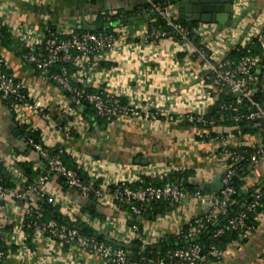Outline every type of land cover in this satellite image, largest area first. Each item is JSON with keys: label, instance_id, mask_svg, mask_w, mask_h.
Listing matches in <instances>:
<instances>
[{"label": "crops", "instance_id": "obj_1", "mask_svg": "<svg viewBox=\"0 0 264 264\" xmlns=\"http://www.w3.org/2000/svg\"><path fill=\"white\" fill-rule=\"evenodd\" d=\"M143 4L144 0H96L92 4L89 0H0V22L25 48L37 49L49 29L57 35L68 33L85 24H97L95 21L103 11H130ZM231 4L229 27L204 24L214 30L205 41V50L211 58L222 50L234 63L235 51L244 48L255 33L264 32V0H231ZM185 5L187 1L180 0L177 5L165 7L174 24L179 19L197 23V28L203 25L190 17L179 18ZM113 33L115 52L91 56V62H99L92 70L85 68L81 72L79 65H73L75 71L70 77L84 82L91 91L119 97L124 106L158 112V116L121 117L104 124L102 119L86 114L84 106L75 108V115L67 116L64 110L71 104L70 95L54 84L48 74L36 70L27 55H16L14 46L2 48L3 71L20 83L25 97V102L12 110L0 98V171L8 175L2 174L9 181L5 182L6 188L14 190L24 182H35L44 172L36 153H24L25 143L18 127H26L38 133L41 144L51 153L61 148L89 182L134 185L140 177L160 180L171 172L190 171L188 184L195 190L208 195L220 192L227 156L237 149L254 150L262 142V128L250 132L255 128L245 125L243 129L247 131L242 133L234 126L206 128L187 122L185 117L189 115L211 113L209 109L213 110L218 100L220 90L215 92L205 85L207 68L189 53V48L174 40H147L148 25L141 21L119 26ZM217 34L221 40L215 38ZM20 166L27 167L28 173ZM248 171L242 179L243 191L264 188V161L248 166ZM205 184H209V192L202 190ZM43 190L46 198L49 194L55 200L54 205L44 204L67 223L75 227L84 225L119 246L141 245L129 230V222H133L130 212L115 203L82 198L55 177ZM33 202L39 203L31 195L28 204L34 206ZM208 212L206 204L186 199L165 216L153 220L141 216L135 223L148 236L145 248L160 251L166 248L163 243L177 236L190 220ZM26 233L25 246H12L2 264H106L75 246L60 251L56 242L37 230ZM4 240L10 242L9 232ZM224 252L223 260L208 264H264V214L256 218L252 232L228 244Z\"/></svg>", "mask_w": 264, "mask_h": 264}, {"label": "built area", "instance_id": "obj_2", "mask_svg": "<svg viewBox=\"0 0 264 264\" xmlns=\"http://www.w3.org/2000/svg\"><path fill=\"white\" fill-rule=\"evenodd\" d=\"M145 4L150 6V9L160 16L166 23V25L172 28L176 34L181 37L182 41H176L178 44L189 48V53L197 57L200 60L202 66H205L207 79L211 80V87L213 91H218L219 88L225 87L229 93L234 94L235 97L240 98L237 100V105L241 103V100H246L252 110L248 114L237 115L233 118V121H245L255 122L254 128H262L260 133H264V96L261 101L253 100V92L249 88L250 80L254 78V73H261V86L264 91V32L255 33L247 42L249 45L258 43L263 49L261 56H244L237 64L231 63L228 57L222 52L213 54L212 58L206 57V54L201 47L194 46L188 41V33L185 32L180 26L174 24V20L165 8H159L154 6L153 0H144ZM116 13H110L109 16H114ZM105 11L100 13V16L106 17ZM214 34V30L209 26L200 25L196 29V35L207 41L210 35ZM57 37H46L43 39L47 50L45 57L38 59L36 56H30L29 61L35 66L42 74L47 75L48 68L53 64H67L70 63L74 66L79 65L82 69L85 68L95 69L99 66L97 60L90 61L91 56L97 54L111 55L116 50V36L115 33L106 34H92L76 35L72 31L68 33H60ZM158 40L166 39L165 35H156ZM148 38V36H147ZM215 38L221 40V37L217 34ZM173 40L172 37L167 38ZM28 43V41H24ZM246 45V44H245ZM208 46V45H207ZM206 48V42L204 44ZM248 53V51H247ZM2 62L0 61V70L2 68ZM77 66V67H79ZM61 74H65L64 69L61 70ZM50 80L56 84L63 92L68 93L71 98V104L65 108V114L67 116H73L76 113L75 108L80 106L81 100L89 103L96 117L104 118L106 120L113 121L121 117L130 118H143V119H155L158 116V112H152L151 110H136L131 106L117 107L115 106L116 97L113 94L106 93L104 91L88 93L87 85L84 82H75L71 77H62L59 74L50 76ZM74 85H77L74 87ZM80 88H79V87ZM0 98L11 99L16 103L14 107H18L25 102V97L22 94V86L11 77H5L0 73ZM236 111V109H234ZM180 118V117H179ZM187 122L193 124H201L206 128H212L216 123H223L224 117L219 116L217 122L213 120H205L204 116L189 115L185 117ZM261 121V125L258 123ZM261 135V134H260ZM28 144L32 148V152L36 153L41 159L44 167V172L33 183L24 182L18 189L7 190L2 186V180L0 178V227L10 226L9 243H6L4 238L0 234V262H2L6 256L4 250L10 249L12 246H17L19 249L25 246L26 232L28 228L27 217L34 211V214L41 218L42 212L38 205L30 206L28 204L29 197L34 195L36 202H40L44 197L46 198V188L49 185V181L52 177L62 180L64 187L78 194L82 198H89L93 195L95 200L99 203H111L116 201L126 200L128 202H134L147 206L149 201L160 200L162 198H170L174 203L181 205L182 201L186 199L195 200L197 202L206 204L209 207L208 216L209 219L217 221V216H226V199L233 193V191L226 187L220 196L209 194L207 196L188 197L185 196L177 185H164L162 188H156L151 184L146 187L131 188L128 184L123 182H114L113 184L101 183L97 188L93 187V184L84 183L80 180L78 174L68 167H66L60 155L64 154L61 148H56L55 153H51L50 150L44 147L41 143H34L29 139ZM254 153L250 158V164L254 165L260 161H264V140L257 145L253 150ZM241 158L234 156L233 158L228 155L226 163L224 165V171L222 174L223 187L227 186L230 179L234 176L236 168L239 167ZM48 193V191H47ZM48 197L45 199V204H55V200ZM223 197V200H221ZM261 202H263L264 208V191L257 190L254 193L252 201L248 205L249 210H256L260 208ZM178 206V207H179ZM178 207L176 209H178ZM131 216L135 215L137 219L139 211L136 208H132ZM264 214V210L256 217H260ZM200 218V217H199ZM199 218H194L195 226H189V234L191 236L196 234V231L201 227ZM245 214L240 213L237 217L228 221V224L235 228L245 227ZM136 219V220H137ZM133 220V219H132ZM134 222V220H133ZM129 230L138 237L141 243V249L148 244V236L144 235L138 228V225L133 223L129 226ZM40 235H45L48 240H54L58 246V250H63L64 246L76 247L82 253H88L92 256H98L102 260L110 259L116 264L125 262L128 260V253L120 249H112L110 246L96 243L94 238L82 236L78 233L76 228H70L64 225H58L54 220H49L42 227L37 229ZM224 228L218 229L214 237L222 235ZM247 230L246 233H249ZM23 251V250H17ZM225 252L210 248L208 253L203 254L196 244H191L188 247L178 249L175 251L167 252L163 259L157 262L147 260L141 264H207L209 259H214L220 262L224 259Z\"/></svg>", "mask_w": 264, "mask_h": 264}, {"label": "trees", "instance_id": "obj_3", "mask_svg": "<svg viewBox=\"0 0 264 264\" xmlns=\"http://www.w3.org/2000/svg\"><path fill=\"white\" fill-rule=\"evenodd\" d=\"M96 0H89V2L95 3ZM180 0H153V4L156 7L159 8H165L168 5H177ZM107 15L106 17L98 15L95 23L97 24H109L108 28H103L100 31L97 32H84L81 29H75L72 32L76 35H85L88 33L92 34H106V33H113L115 29H117L119 26H127L130 25V23H127L125 25L121 24V21L123 19H129L132 17L136 16H145V15H150L152 14L151 17H149L147 20H142L141 23H146L148 25V38L147 40H151L153 42H157L158 38L156 35H165V38L172 37L174 41H182L181 37L175 33V31L168 27L165 23V21L158 16L155 12H153L150 9V6L148 4H143L141 6H138L130 11H124V10H119L116 12L114 16H109L110 12H106ZM175 23L180 26L185 32L188 33V41H190L194 46L201 47V49L204 51L206 54V57H209L207 54V51L205 50L204 44L205 41L203 42L201 38H199L196 35V29H197V23H185L183 20L177 19ZM46 37H57V33L54 31V29H49L46 34ZM14 46L16 49V55L18 56H23L24 54L27 55L28 57L30 56H36L38 59H41L45 57L46 53V46L44 43L37 49H28L25 48L23 45L20 44V42L16 41L13 39L11 34L8 32V30L1 24L0 22V50L2 48H6L8 46ZM248 51V53H247ZM263 52V49L258 43H253V45L247 44L244 48H238L235 51V58L234 60V65L237 64L244 56L249 55V56H261ZM0 61L3 64V61L0 56ZM73 65L70 63L67 64H53L51 65L48 70L47 74L50 78V76L59 74L62 77L69 78L70 75L72 74L73 71ZM64 69L65 74H61V70ZM0 73L4 75L5 77H11L9 73H6L3 71V65L0 70ZM205 85L207 87H211V80L207 79ZM261 73H254V78L250 80V86L249 88L252 90L253 94V100L255 101H261L263 96H264V91L261 86ZM77 85H74L76 87ZM79 87V86H78ZM80 88V87H79ZM219 97L217 102L214 105V108L211 113H207L204 116L205 120H213L217 122L219 119V116L224 117L223 123H216L215 126L222 125V126H234L238 127V129L243 133L246 132L247 130H244L243 127L245 125L253 127L255 122H245V121H238L235 122L233 121V118L236 117L237 115H242V114H248L252 108L250 104L242 99L241 103L237 105V100L240 98H237L234 96V94L229 93L225 87L219 88ZM88 93L92 92H100V91H91L90 89L86 90ZM23 94V91H22ZM72 98V96H70ZM4 106H6L8 109L12 110L13 106L16 104L14 101L11 99H1ZM114 100H116L115 106L117 107H123L124 103L122 100H120L119 97H115ZM80 106L86 107L84 112L90 113L91 116H95L94 110L92 106L87 103L84 100H81ZM236 109V111H234ZM96 117V116H95ZM99 118V117H98ZM102 119V122L104 124L109 123L110 120L104 119V118H99ZM258 123L261 125V121H258ZM214 126V127H215ZM257 128V127H256ZM252 128L250 132L253 130H256ZM258 129V128H257ZM18 131L20 134L21 139L25 143V152L28 153L29 151H32L31 146L28 144V140L31 139L34 141V143H41L39 139L38 133L31 132L28 130L26 127H18ZM254 132V131H253ZM262 140H264L263 133H261ZM55 153L54 151L52 154ZM254 151L247 149V148H242V149H237L233 150L229 153V155L233 158L234 156H239L241 158V161L239 163V167L236 168L234 176L230 179L229 183L227 186L223 187V189L220 192H217L216 195L220 196L222 191L228 187L230 188L233 193L230 194L227 199H226V216H217V221L213 222L214 219H209V216L206 214L202 217L199 218L200 220V225L201 227L196 231V234L191 236L188 232L189 226H195L194 220H190L189 223L181 229V231L177 234V236L171 237L169 239V242L163 243V245L166 246L165 249L157 251L153 248H142L141 245H134L130 249H124L121 248L119 245L115 244L114 242L110 243L109 241H105L101 236L95 234L93 231H91L90 228L81 225L78 227H75V225H72L70 223H67L66 220L59 218L57 214L54 212L53 209H51L49 206L45 205V197L38 203V206L42 212V217L39 218L34 214V211L31 210V213L27 217V223H28V232L36 231L39 227H42L43 224L48 222L49 220H54L58 225H64L68 226L70 228H76L78 233L82 236L86 237H92L96 241V243H102L105 245L110 246L112 249H120L122 251H125L128 253V260L125 262H121L118 264H141L144 261L147 260H152L154 262L159 261L160 259H163L165 254L170 251H175L178 249H182L185 247H188L191 244H196L199 246L201 252L203 254L208 253L210 248H215L220 251H224L226 246L230 244L231 242H236L239 241L241 237H243L247 230H250L252 232L254 228L256 227V216L261 213L264 208H263V202H261V207L257 208L256 210L252 211L248 209L249 203L252 201L254 193L258 190L256 189H249L248 191H243V181L242 179L246 177L249 173L248 171V166H250V158L253 155ZM60 159L62 160L63 164L70 168L73 169L79 176L80 180L84 183H90L87 179V176L82 173L81 168H76L70 161L67 155L61 154ZM25 166L20 168L22 170L27 171V167L24 169ZM192 172L190 171H183V172H171L168 173L164 178L160 180L156 179H150V178H144L140 177L138 181L134 185L128 184L131 188H136V187H146L148 184L153 185L156 188H162L164 185H177L181 192L188 197H196V196H207L208 193H205L201 190H195L192 185L188 184V179L191 177ZM0 178L2 180V186L6 188V183H9V181H6L5 177L2 175V172L0 171ZM62 181V180H61ZM6 182V183H5ZM63 182V181H62ZM29 183H33L32 181H29ZM93 184L94 188H97L99 186V181H94L91 182ZM5 185V186H4ZM8 190V189H7ZM259 191H264V188H260ZM90 199H94L93 195L89 196ZM221 200H223V197H221ZM115 204L119 206L123 210H127L131 213L132 208H136L139 211V216L145 218L146 220H153L156 217H162L170 212L176 210V208L179 206V204L174 203V201L170 198H162L160 200H152L149 201L147 206H143L142 204L139 203H134V202H128L126 200L122 201H116ZM240 213L245 214V227L244 228H235L232 229L228 221L237 217ZM132 219L134 222L130 223V225H133L135 223V220L137 217L135 215L132 216ZM137 223V222H136ZM135 223V224H136ZM224 228V232L222 235H219L218 237H214L215 232L218 229ZM11 227L10 226H1L0 227V234L4 238L5 234L10 232ZM140 230V229H139ZM249 232V233H250ZM54 241V240H53ZM1 245L3 243H0ZM66 247V246H64ZM10 251L9 249H5L4 252L5 254ZM4 261V260H3ZM0 262V264L3 263ZM106 264H116L115 262H112L110 259L103 260ZM211 262H218L215 261L214 259H209L208 263ZM207 263V264H208Z\"/></svg>", "mask_w": 264, "mask_h": 264}, {"label": "water", "instance_id": "obj_4", "mask_svg": "<svg viewBox=\"0 0 264 264\" xmlns=\"http://www.w3.org/2000/svg\"><path fill=\"white\" fill-rule=\"evenodd\" d=\"M187 5L183 6L180 10L179 18L190 17L192 21L199 22L201 24H221L226 27L230 25V19L232 16V4L231 0H185ZM150 15L136 16L129 19H123L122 25L127 23H139L142 20H147ZM109 24H85L81 27L84 32H97L103 28H108ZM212 111V108L209 109ZM264 136V133H263ZM2 174L8 177L5 171ZM202 190L206 192L210 191L209 184H205ZM121 248L130 249L132 246L120 245Z\"/></svg>", "mask_w": 264, "mask_h": 264}]
</instances>
